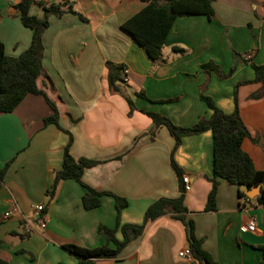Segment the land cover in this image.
Masks as SVG:
<instances>
[{"label":"crops","instance_id":"obj_1","mask_svg":"<svg viewBox=\"0 0 264 264\" xmlns=\"http://www.w3.org/2000/svg\"><path fill=\"white\" fill-rule=\"evenodd\" d=\"M19 1L0 0V42L5 54L14 57L29 46L32 36L13 8ZM67 1L85 20L71 13L49 17L41 38L44 74L37 79L38 88L57 107L58 126L45 124L51 109L37 94L26 95L12 112L0 113V168L13 159L0 183V259L10 264H77L63 245H104L97 226H116L113 197L103 195L98 207L87 210L81 203L83 188L73 179L61 180L54 196H47L53 172L61 167L69 139L66 131L72 136L73 158L100 161L85 169L83 182L125 198L120 224H140L152 202L180 194V182L170 164L174 139L163 126L152 135L153 122L144 112L191 126L211 115L199 97L203 92L219 109L231 113L234 86L254 77L242 58L264 65V0H211V18L177 17L160 63L121 29L145 0ZM29 12L43 16L39 4H33ZM232 49L242 57L232 73L223 76L219 70L226 74L233 65ZM107 62L124 66L119 86L131 98L134 110L121 94L109 90ZM208 62L218 70L206 72L202 65ZM261 89L260 83L248 82L236 90L239 115L249 133L241 148L257 170H264V93L251 95ZM141 91L145 97L137 94ZM212 151V134L207 130L182 137L172 154L182 176L190 181L183 200L185 218L192 221L194 237L218 264H257L264 246V202L258 201L263 186L259 185L261 193L241 191L244 196L239 197L237 186L219 179L216 208L204 211L211 189L205 177L213 173ZM37 204L44 206V227L33 216ZM251 219L256 230L245 231ZM115 236L122 238L119 229ZM186 247V226L164 214L149 220L116 257L95 264H197L179 257Z\"/></svg>","mask_w":264,"mask_h":264},{"label":"trees","instance_id":"obj_2","mask_svg":"<svg viewBox=\"0 0 264 264\" xmlns=\"http://www.w3.org/2000/svg\"><path fill=\"white\" fill-rule=\"evenodd\" d=\"M33 4H39L42 7V17L30 14L29 10ZM13 8L18 12L23 26L32 31V36L29 46L15 57L6 55L4 46L0 42V113L12 112L26 95L37 94L42 96L51 109V114L44 119L45 124L53 123L58 126L59 114L55 103L37 86L38 77L44 74L41 65L43 52L41 38L43 31L49 24L48 19L50 16L60 17L65 13H71L82 20H85V18L77 13L67 0H58L52 3H47L44 0H20L19 3L13 5ZM195 15L211 18L213 15L211 0H145V5L121 24V29L127 32L144 49L149 58L154 62L160 63L163 61V46L174 20L177 17ZM173 50L175 52L184 51L179 48H173ZM232 55L234 60L229 71L224 74L219 70V73L223 76L232 73L236 63L242 57L241 54L233 50ZM242 60L250 64L254 77L252 80L240 81L234 86V110L231 113L223 112L215 105L214 100L203 92H200L199 97L211 109V115L208 118L200 117L191 126H178L159 113L144 112L153 122L152 135L156 128L163 126L167 128L174 139V146L170 154V164L179 179L180 194L177 197H160L152 202L146 208L143 222L140 224H120V212L127 205L125 198L110 191L95 190L83 182L82 175L85 169L97 165L100 161L84 157L73 158L69 152L72 136L66 131L69 139L63 147L61 167L53 172L51 184L46 191L47 196L49 198L54 196L56 187L61 180L73 179L83 188L84 193L81 197V203L85 209L89 210L98 207L101 196L109 195L114 199L116 210V226L114 228H109L102 224L97 226V232L105 239L104 245L85 248L69 243L62 246L63 249L77 259V264H95L96 260L116 257L128 242L142 233L145 224L149 220L164 214H171L173 218L181 221L186 226L189 249L194 262L197 264H218L202 248V241L194 237L192 221H187L185 218L187 209L183 203L185 191L182 183V170L175 164L172 154L180 144L182 137L210 130L213 148V173L211 177H205L211 182V189L204 211H214L216 208L215 195L219 179H224L230 184L237 186V189L244 183L262 185V193L258 197V201L264 202V170L255 169L251 158L241 148L242 141L249 136V133L240 118L236 96L237 87L248 82H257L262 86L259 93L251 95V97H258L264 93V65L255 64L243 58ZM106 67L109 90L113 93L121 94L127 101L130 111L134 110L131 98L124 94L119 86L120 75L124 71V66L107 62ZM202 68L206 72L213 69L218 70V67L213 62L204 63ZM137 94L145 97L142 91ZM160 101L164 102L163 100ZM12 160L7 161L0 168V183ZM238 196L243 197L244 193L238 190ZM118 229L122 236L120 240L115 236V232ZM110 242L114 245L113 247L108 245ZM261 250L263 257L257 264H264V246H262ZM0 264L10 263L0 259Z\"/></svg>","mask_w":264,"mask_h":264},{"label":"built area","instance_id":"obj_3","mask_svg":"<svg viewBox=\"0 0 264 264\" xmlns=\"http://www.w3.org/2000/svg\"><path fill=\"white\" fill-rule=\"evenodd\" d=\"M182 183L184 185V191L187 192L190 190V181L188 176H182ZM9 213H5V216H8ZM33 216L39 222L41 227L45 226V214L44 206L42 204H37L33 207ZM245 231L254 232L256 230V223L254 220H249L243 227ZM179 257L185 258L186 260L192 262L193 257L191 255L190 249L188 247L180 250L178 252Z\"/></svg>","mask_w":264,"mask_h":264},{"label":"water","instance_id":"obj_4","mask_svg":"<svg viewBox=\"0 0 264 264\" xmlns=\"http://www.w3.org/2000/svg\"><path fill=\"white\" fill-rule=\"evenodd\" d=\"M239 190L240 191H243L247 194H252V193H255L256 191L258 193H261V187L259 185H248L246 183L242 184L240 187H239Z\"/></svg>","mask_w":264,"mask_h":264},{"label":"rangeland","instance_id":"obj_5","mask_svg":"<svg viewBox=\"0 0 264 264\" xmlns=\"http://www.w3.org/2000/svg\"><path fill=\"white\" fill-rule=\"evenodd\" d=\"M233 51H236V50H234V49H232ZM237 52V51H236ZM238 53V52H237Z\"/></svg>","mask_w":264,"mask_h":264}]
</instances>
